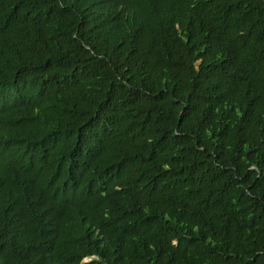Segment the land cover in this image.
Returning <instances> with one entry per match:
<instances>
[{
  "label": "trees",
  "instance_id": "trees-1",
  "mask_svg": "<svg viewBox=\"0 0 264 264\" xmlns=\"http://www.w3.org/2000/svg\"><path fill=\"white\" fill-rule=\"evenodd\" d=\"M0 264H264V0H0Z\"/></svg>",
  "mask_w": 264,
  "mask_h": 264
}]
</instances>
